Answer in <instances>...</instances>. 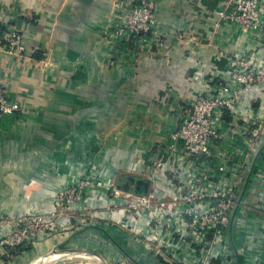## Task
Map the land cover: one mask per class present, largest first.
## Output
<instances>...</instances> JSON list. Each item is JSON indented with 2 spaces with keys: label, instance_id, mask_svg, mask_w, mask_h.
Instances as JSON below:
<instances>
[{
  "label": "crops",
  "instance_id": "obj_1",
  "mask_svg": "<svg viewBox=\"0 0 264 264\" xmlns=\"http://www.w3.org/2000/svg\"><path fill=\"white\" fill-rule=\"evenodd\" d=\"M229 1L155 0V30L136 38L126 33L122 46L114 26L122 21L121 5L135 0H0V21L16 24L26 46L20 57L0 47V77L21 105L17 114L0 117V212L52 210L59 190L88 170V158H107L112 175L126 174L118 180L125 187H134L130 176L149 177L168 151L182 108L230 80L232 55L250 56L264 68V42L256 32L216 22ZM259 112L264 113V81L220 122L224 138L215 140L217 151L243 167L230 227L210 264L264 262V129L252 148L240 133L241 124ZM208 169L221 172L216 162ZM102 195L94 192L87 201L102 211L121 202ZM163 200L172 197L164 193ZM125 210L102 217L99 228L107 239L98 231V240L86 237L95 242L80 247L110 264L125 252L140 264L203 263L200 249L176 243L178 233L154 241L125 226L132 219ZM82 229L83 236L90 227ZM60 234L36 242L24 252L27 258L57 248ZM72 242L63 247L72 248Z\"/></svg>",
  "mask_w": 264,
  "mask_h": 264
},
{
  "label": "built area",
  "instance_id": "obj_2",
  "mask_svg": "<svg viewBox=\"0 0 264 264\" xmlns=\"http://www.w3.org/2000/svg\"><path fill=\"white\" fill-rule=\"evenodd\" d=\"M262 3L261 0H233L232 11L227 17L256 32L263 40ZM120 10L123 18L116 22L114 32L121 40L126 33L134 38L152 33L159 21L155 0H135L121 5ZM0 47L10 55H24V36L16 24L0 21ZM230 65V80L219 82L213 92L196 96L190 108H182L181 122L171 134L168 151L155 161L153 172L149 174L152 180L149 191L142 196L130 191L125 193L128 207L125 215L132 218L125 226L140 233L146 232L154 241L165 238L166 242L168 236H171L169 240L174 239L172 235L178 233L181 242L176 243L185 244L193 251L201 250L202 264H210L216 247L224 242L223 234L230 227L242 178L243 164L218 152L214 145L216 139L224 138L220 122H225L227 109L236 111L240 101L264 81V68L257 67L250 56L234 54L230 57ZM20 110L21 105L10 98L6 83L0 77V117L17 114ZM263 129L262 112L253 121L241 124L240 133L248 148L257 145ZM231 160L233 166L229 163ZM136 162L142 163V159ZM212 162L219 164V174L216 169H208ZM137 163L133 171L137 170ZM175 166L178 167L176 174L172 172ZM100 175L92 171L65 184L59 190L52 210L21 213L18 220L22 228L5 234L0 239L1 245L21 244L35 236L41 226L54 230L59 221L69 220L72 216L77 218L75 213L80 209L92 216L94 213L87 207V200L103 186L107 190L115 189L113 198H120L122 191L112 180L113 176ZM164 193L172 200H163ZM76 204L81 208H76ZM118 264L140 263L133 258H122Z\"/></svg>",
  "mask_w": 264,
  "mask_h": 264
},
{
  "label": "rangeland",
  "instance_id": "obj_3",
  "mask_svg": "<svg viewBox=\"0 0 264 264\" xmlns=\"http://www.w3.org/2000/svg\"><path fill=\"white\" fill-rule=\"evenodd\" d=\"M233 0H230L229 3H227V6L225 7H221L219 12H218V19L216 22H231V23H235L232 20H230L227 15L232 11V2ZM264 5V0H261ZM237 24V23H235ZM244 29H249L247 27H244ZM250 30V29H249ZM264 31V30H263ZM125 35H123L124 37ZM258 39L261 40V37L259 35ZM263 37V36H262ZM264 42V39L261 40ZM121 43V42H120ZM123 39H122V46H123ZM256 65V64H255ZM258 114L255 115V117ZM90 163L88 165V170L85 173H82L80 176H78L77 179H79L81 176H83L84 174H89L90 172H96L98 175H103L105 177L107 176H113L112 180L114 181V183H119V177L121 176V174H113L111 173V171L109 170L108 167H105V163L108 161L107 158H105L102 162V160L99 157L96 158H88ZM100 166L102 167L100 169ZM99 170V171H98ZM100 175V176H101ZM99 176V179L101 178ZM76 179H74L75 181ZM73 181V182H74ZM99 181V180H98ZM120 184V183H119ZM120 191H122V194L120 195V199L121 202L118 205H112V203H107L108 205L106 206V208L102 211L99 210L97 208V206H93L91 204H87L88 208H91V212H93L92 216L89 215L87 213H84L81 209L79 211H77L76 216H78L77 218L75 217H70V219L68 220H64V221H59L55 227L54 230H51L49 228H45L46 226H41V230L36 231L35 232V236H33L32 238L22 242L21 244H15L14 246L10 245H1L0 243V253L3 254V256H0V259H2L4 261V264H31L32 262H34L35 260H40L42 257H46L48 256L49 252H46L44 254H38V253H34L33 257H28L26 256V253H24L25 251H31L32 247L34 248L33 245L36 244V242H42L48 238H50L51 236H53L54 234H59L62 232V237L58 236V240L62 241V243L57 247V249L59 251H57L58 253L61 251H67L69 249H74L75 251L71 252V254L66 255L65 257H60L57 260H52L50 257H46V259L44 261L39 262L38 264H81L82 262H84L85 264H88V262H94L97 263L100 261V259L97 256H93L90 254H85L84 252H80V251H76L78 250H82V248L80 246L82 243L89 244V243H93L95 242V240H98V231L100 232L101 236L105 239H107V236L102 234L103 231H100L101 229L99 228V226L101 225V220L102 217L105 216L108 213L112 214L114 212H118V210L120 208H124L126 209L125 212H128V207H127V202L125 201L126 197H125V193L127 191L132 192V188L129 189H125V188H119L117 187ZM101 193H103V198L106 196H109L111 199L115 196V189L112 190H107L105 188V186H103V188L101 190H99ZM138 195V194H137ZM138 196H142V195H138ZM76 208H81V206L79 204H76L75 206ZM89 209L85 212H88ZM83 212V213H82ZM21 214V213H20ZM20 214L15 215V214H10L9 212H0V216H4L3 219H0V229L3 230V234L1 235L0 239L5 236V234H7L8 232H12L14 230L17 229H21L22 228V224L19 222L18 218L20 216ZM125 214V213H124ZM82 215H86V216H90V217H86V216H82ZM111 217V216H110ZM109 217V218H110ZM87 219V220H86ZM86 220V221H85ZM88 225V226H87ZM90 227V229L88 231H86L83 236L80 235L79 233H82L84 230L82 229V227ZM6 227V228H4ZM133 227V226H132ZM106 229H108L107 227H105ZM131 228V227H130ZM61 230V231H60ZM104 233V232H103ZM50 234V235H49ZM143 234V233H142ZM86 237H91L95 240H93V242H87L85 239ZM71 239H73L72 242V248H64L66 246L63 247V245H67L68 242L71 241ZM78 239V240H77ZM83 239V240H82ZM76 240V241H74ZM113 240V239H112ZM89 241V240H88ZM114 241V240H113ZM19 247H22L23 250L22 251H17V249ZM31 249V250H30ZM89 249V248H88ZM62 253V252H61ZM76 254V255H75ZM72 255V256H71ZM105 255V254H104ZM80 256V257H79ZM176 257V254L173 253L172 259L174 261V259ZM96 258V259H95ZM118 260H121L122 258H133L135 260V258L133 256H131L129 253H120V255L118 256ZM47 260H50L48 262H46ZM52 260V261H51ZM115 264H118V261L115 262Z\"/></svg>",
  "mask_w": 264,
  "mask_h": 264
},
{
  "label": "water",
  "instance_id": "obj_4",
  "mask_svg": "<svg viewBox=\"0 0 264 264\" xmlns=\"http://www.w3.org/2000/svg\"><path fill=\"white\" fill-rule=\"evenodd\" d=\"M120 174H121V176L122 175H126L125 173H120ZM130 179L133 180V182H134V187L132 188V192H134L135 194L145 195L149 191L150 186H151V178L150 177L130 176ZM118 187L119 188L129 189V187L122 186L121 184H118ZM57 251H59V250L57 248H55L46 257L52 256ZM73 251H75V250L74 249H69L67 251H61V252H73ZM76 251L77 252L80 251V252H84L85 254H90V255H93V256H97L100 260L104 261L105 264H110L108 262V260L102 254H100L98 252L91 251V250H88V249H82V250H78L77 249ZM46 257L45 258L44 257L41 258L39 262L44 261L46 259Z\"/></svg>",
  "mask_w": 264,
  "mask_h": 264
},
{
  "label": "bare ground",
  "instance_id": "obj_5",
  "mask_svg": "<svg viewBox=\"0 0 264 264\" xmlns=\"http://www.w3.org/2000/svg\"><path fill=\"white\" fill-rule=\"evenodd\" d=\"M71 254V252H62V253H55L54 255H52L50 258L53 260H57L60 257H65L66 255ZM76 255V254H75ZM72 256V255H71ZM80 257V256H79ZM43 258V257H42ZM96 259V258H95ZM51 260V261H52ZM40 260H35L34 262H32L31 264H38ZM50 260H47L46 262H48Z\"/></svg>",
  "mask_w": 264,
  "mask_h": 264
},
{
  "label": "trees",
  "instance_id": "obj_6",
  "mask_svg": "<svg viewBox=\"0 0 264 264\" xmlns=\"http://www.w3.org/2000/svg\"><path fill=\"white\" fill-rule=\"evenodd\" d=\"M23 250V248L22 247H19L18 249H17V251H22Z\"/></svg>",
  "mask_w": 264,
  "mask_h": 264
}]
</instances>
